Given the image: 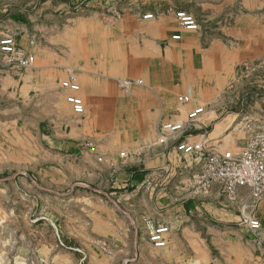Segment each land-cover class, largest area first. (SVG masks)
<instances>
[{
  "label": "crops",
  "instance_id": "crops-1",
  "mask_svg": "<svg viewBox=\"0 0 264 264\" xmlns=\"http://www.w3.org/2000/svg\"><path fill=\"white\" fill-rule=\"evenodd\" d=\"M77 1L80 0H74ZM202 1L196 5L214 10L216 23L227 16L231 19L226 25L220 23V34L216 36H209L199 27L185 31L179 26L175 12L196 16L188 6L189 0H89V16L76 14L73 20L72 53L68 60L53 54L47 45L48 32L56 31L58 26L48 27L43 7L38 26L15 25L7 32L17 46L34 58V65L22 72L17 66L8 65L0 53V68L4 69L0 71L4 76L1 78L11 81V86L18 87L26 81L29 90L40 89L43 97L55 95L63 100L70 93L61 90L59 84L67 69L64 64L71 67L79 85L75 96L84 106L81 117L85 115L86 119L82 129L70 125L68 134L61 133L56 144L63 153L71 157L82 154L89 161L102 156L109 161L107 168L114 169L115 152H101L99 145L111 141L110 136L104 138L96 131L97 139L91 140L88 129L112 127L113 114L123 113L125 117L121 123L126 133L119 142L126 150V160L114 171L111 186L119 194L118 204L125 212L120 213L125 218L105 206L103 216L94 212L101 236L112 242L108 256L97 257L99 264H129L131 234L137 238L136 260L132 264H264L263 249L239 226L242 215L255 217L261 223L260 236L264 239V193L254 199L242 188L233 201H228L220 188L213 186L206 195L195 196L188 183L199 165H188V160L178 157L173 142L151 147L160 125L181 122L200 106L204 107L203 115L181 138L196 142L204 137L209 146H218L219 136L211 137L216 129L210 127L206 109L215 110V98L232 82L240 64L261 62L264 66V19L257 24L255 17L264 0ZM98 6L106 8L108 18L96 19L97 15L89 11ZM240 7L247 14L239 16ZM146 14L153 17L142 19ZM36 32L45 45L28 44ZM175 35L180 39L173 40ZM116 77L137 78L143 86L119 93L112 85ZM179 96H188L190 103H179ZM87 141L91 147L81 148ZM245 145L243 135L241 141H233L230 150L238 153ZM128 218L132 219L131 225ZM157 226L168 227L166 245L161 249L153 248L148 241V234ZM61 238L76 237H65L62 232ZM45 248L49 264H88L78 250L67 252L55 244ZM90 261L89 258V264Z\"/></svg>",
  "mask_w": 264,
  "mask_h": 264
},
{
  "label": "rangeland",
  "instance_id": "rangeland-1",
  "mask_svg": "<svg viewBox=\"0 0 264 264\" xmlns=\"http://www.w3.org/2000/svg\"><path fill=\"white\" fill-rule=\"evenodd\" d=\"M87 2L89 0H0V39L12 37L7 32L15 25L38 26L40 8L43 7V14L48 16V27L58 26L56 31L48 32L47 45L53 54L68 60L72 53L73 20L76 14L89 16ZM203 2L189 0L188 6L193 8L196 14L193 17L202 32L216 36L220 34V23L226 25L231 19L227 16L216 23L214 10H204L196 5ZM61 4L65 7L61 8ZM104 9L98 6L89 11L97 15L96 19L102 20L110 14ZM237 12L239 16L247 14V10L241 7ZM255 17L257 24L264 19V2L256 9ZM43 41L36 32L28 44L39 45ZM17 49L29 55L21 46ZM3 57L8 65L16 66L8 56ZM64 66L67 69L63 71L60 89L61 82L71 74V67ZM30 68L19 69L23 72ZM238 68L229 86L215 98V110L206 109L210 127L216 129L211 137L219 136L217 147L224 150H230L233 141H241L243 135H246L247 143L251 135L264 129V66L261 62H246ZM1 77L4 76L0 73V264H49L45 247L54 244L67 252L78 250L81 258L85 256V263L89 264L90 258V264H99L97 257L100 254L108 256L112 242L101 236L94 212L96 216H103L105 206L118 217L125 218V212L118 204L119 194L111 188L115 181L114 171L126 160V150L119 142L122 137L124 140L126 133V127L121 123L125 119L123 113L112 115L110 128L88 129L92 133L88 135L91 140L97 139L96 131L105 135L104 138L110 136L111 141L99 143L101 152H115L116 167L108 169L109 161L105 157L96 155L93 161L82 154L71 157L56 144L61 140V133L68 134V126L82 129L86 119L85 115L73 114L66 97L63 100L55 95L43 97L40 89L29 90L26 81L15 87ZM136 80L116 77L112 85L115 91L123 93L143 86L142 80L141 85H121L123 81ZM156 136L157 130L151 147H156ZM89 142L82 144L81 148L85 145L90 148ZM128 222L133 223L130 218ZM56 225L65 237L76 238L62 239ZM131 236L133 248L128 257L129 264L135 263L137 248V238L134 234ZM61 243L68 248H63ZM255 245L264 251L263 246Z\"/></svg>",
  "mask_w": 264,
  "mask_h": 264
},
{
  "label": "built area",
  "instance_id": "built-area-1",
  "mask_svg": "<svg viewBox=\"0 0 264 264\" xmlns=\"http://www.w3.org/2000/svg\"><path fill=\"white\" fill-rule=\"evenodd\" d=\"M153 15L146 14L142 19H151ZM179 26L185 31H196L198 25L194 17L184 11L174 13ZM173 40H179L180 36H172ZM0 53L8 56L19 68L28 69L33 64V56L22 54L16 46L13 37L6 36L0 39ZM141 85L140 80L134 82H121L122 86ZM61 89L68 91L65 101L71 107L74 115L84 114L83 102L75 96L79 91V85L71 73L67 79L61 82ZM177 101L181 104L190 102L188 96H179ZM204 113L203 107H196L186 114L183 121L178 123H164L157 130L155 145L165 146L173 142V150L176 155L188 160V165H199L197 173L191 176L188 185L195 196L206 195L213 186H218L221 193L228 201H233L238 189H247L250 196L258 199L264 193V129L251 135L245 147L238 153L224 150L217 146H209L208 141L202 137L196 142H188L182 139L185 131L192 130L198 119ZM239 226L250 233L254 243L264 247V239L260 236L261 223L255 217L244 214L241 216ZM168 227L157 226L148 234V241L155 249L164 248L165 235Z\"/></svg>",
  "mask_w": 264,
  "mask_h": 264
}]
</instances>
